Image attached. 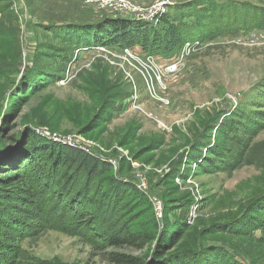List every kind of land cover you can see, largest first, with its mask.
I'll return each mask as SVG.
<instances>
[{"label": "rangeland", "instance_id": "rangeland-1", "mask_svg": "<svg viewBox=\"0 0 264 264\" xmlns=\"http://www.w3.org/2000/svg\"><path fill=\"white\" fill-rule=\"evenodd\" d=\"M117 1L0 0V117L11 94L19 93L22 108L11 133L30 128L51 142L88 148L120 175L145 178L167 209L195 203L197 217L184 228L192 238L206 223L247 212L264 193V0H214L220 10L211 25L232 32L197 38L182 58L184 43L166 57L152 55L163 83L157 72L139 66L150 55L140 48L131 57L127 47L91 42L96 28L89 34L75 28L71 41L68 26L47 25L96 27L122 18L154 28L161 14L186 13L181 4L202 0H126V7ZM151 12V19L141 17ZM208 140L220 152L211 169L175 183L174 174L184 172L181 162ZM121 205V221L142 225L135 218L142 204L130 196ZM36 223L21 237L7 238L16 247L15 264H111L91 257L81 236ZM203 237L230 250L239 239L219 231ZM254 237L264 239V229L241 240ZM257 246L264 250V242Z\"/></svg>", "mask_w": 264, "mask_h": 264}, {"label": "trees", "instance_id": "trees-1", "mask_svg": "<svg viewBox=\"0 0 264 264\" xmlns=\"http://www.w3.org/2000/svg\"><path fill=\"white\" fill-rule=\"evenodd\" d=\"M178 8L187 9L186 13L161 14L154 28L122 18L104 19L96 27L73 22L47 26H68L71 41L75 28L87 32L84 34L96 28L98 35L91 39L95 44L137 46L147 54L162 57L185 41L232 32L218 31L220 26L211 25L220 10V4L214 0L184 3ZM189 18L191 22L187 21ZM188 31L194 32L189 36ZM85 43L76 41L78 47L86 46ZM21 96L12 93L8 111L0 117V264H15L16 247L6 243L7 238L21 237L31 230L33 222L81 236L90 248L91 257L97 256L111 264H264V250L255 247L264 239L254 237L248 243L241 240L252 236L254 230L264 229V218L258 215L264 216V193L247 205V212L230 220L206 223L195 236L187 238L184 228L190 224L186 215L193 203L167 209L162 196L157 194L163 204L162 217L157 219L148 198L136 189L135 176L113 171L111 163L96 152L51 142L30 128L19 134L11 133L15 128L12 120L21 112ZM209 145L208 140L198 154L181 162L183 174L171 171L166 174L173 173L175 183L176 178L182 183L190 172L198 174L211 169V160H217L220 152ZM130 196L143 206L135 214L142 223L138 227H134L137 223L121 221V211L116 213ZM216 231L238 236L234 250L203 237Z\"/></svg>", "mask_w": 264, "mask_h": 264}, {"label": "built area", "instance_id": "built-area-1", "mask_svg": "<svg viewBox=\"0 0 264 264\" xmlns=\"http://www.w3.org/2000/svg\"><path fill=\"white\" fill-rule=\"evenodd\" d=\"M117 4L120 7H126L128 3H127L126 0H118L117 1ZM158 10H159V8H157V10L155 12H157ZM155 12H153V13L151 12L149 15H144V16H141V17L142 18H146V19H148V18L151 19L152 15H154ZM198 43H199L198 40L185 41L184 44H183V46H182V50H181V53H180V57L182 58L183 55H185L186 53L190 52L191 49L195 45H197ZM137 48H139V47H136L134 49L128 47V48H125L124 50H125L126 54H128L129 56L132 57V56H136L133 52L134 51H137ZM148 56H149L147 58L148 60L142 62L141 64H139V66L142 67V68H144L147 71L150 69L154 73L157 72L159 74V77L158 78L156 77V81L163 83L162 82V74H161L162 70L160 68L156 67L155 65L153 67V64L154 63L150 61V57H152V55H148ZM177 60L173 61V63H176L177 64L178 63ZM152 61H154V58L153 57H152ZM169 66H170V64H167V69L166 70L169 69ZM160 79H161V81H160ZM152 90H153V92H156L154 87H152ZM164 101L168 102L165 99H164ZM82 149H84L85 151H89V149L88 148H85V147H83ZM193 168H195V164L192 165V169ZM187 180H189V179H187ZM176 182L177 183H180V179L179 178H176ZM134 184H135L136 189L138 191H140L142 194H144L148 198V200L150 201V203H151V205L153 207V210H154V213H155L156 218L157 219H160L162 217V210H163V204H162V200L160 199V197L156 193H154V192H152L150 190V188L147 185V181L145 180V178H143L141 176L136 177ZM196 217H197V206H196L195 203H193L191 205L190 209L187 212L186 222L188 224H192L194 222V220H195Z\"/></svg>", "mask_w": 264, "mask_h": 264}, {"label": "water", "instance_id": "water-1", "mask_svg": "<svg viewBox=\"0 0 264 264\" xmlns=\"http://www.w3.org/2000/svg\"><path fill=\"white\" fill-rule=\"evenodd\" d=\"M149 261H150V260H149V258H148V263H149Z\"/></svg>", "mask_w": 264, "mask_h": 264}]
</instances>
